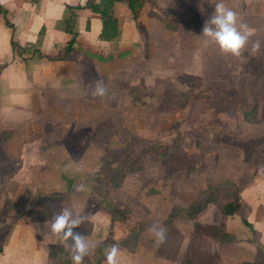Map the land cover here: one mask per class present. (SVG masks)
Returning a JSON list of instances; mask_svg holds the SVG:
<instances>
[{
    "label": "rangeland",
    "instance_id": "obj_1",
    "mask_svg": "<svg viewBox=\"0 0 264 264\" xmlns=\"http://www.w3.org/2000/svg\"><path fill=\"white\" fill-rule=\"evenodd\" d=\"M224 2L237 14L244 4ZM147 3L134 56L107 64L93 55L59 72L72 82L63 81L58 95L47 90L46 107L8 138L7 156L0 147V241L11 223L52 218L64 207L85 217L79 226L85 234L84 204L96 194L110 198V207L106 199L102 204L117 212L110 218L115 241L132 242L133 230L148 244L156 239L148 228L156 224L165 230L164 242H182L195 262L229 264V237L213 236L224 219L219 205L239 195L237 177L246 183L247 164L264 163V2L253 7L262 17L252 24L247 17L260 50L253 54L250 41L240 58L222 54L201 35L216 2L207 8L204 0ZM71 20L65 27L73 34ZM96 80L107 87L106 96L90 95ZM62 176L74 178L72 191ZM80 185L84 190L76 191ZM189 204L192 212L174 207L175 216L167 215ZM101 207L95 210L107 212ZM199 241L205 249L198 258Z\"/></svg>",
    "mask_w": 264,
    "mask_h": 264
},
{
    "label": "crops",
    "instance_id": "obj_2",
    "mask_svg": "<svg viewBox=\"0 0 264 264\" xmlns=\"http://www.w3.org/2000/svg\"><path fill=\"white\" fill-rule=\"evenodd\" d=\"M259 1L264 2L244 0L242 7H239L241 12L237 14L239 20L247 25V17L249 24H252L255 16L262 17L255 15L253 11ZM89 2L96 3L97 0H0V135L9 134L3 141L5 144L0 143V147L5 154L8 151L4 146L15 127H24V124L35 119L36 114L46 107L47 90L53 89L54 95L57 91L60 94L65 89L63 81L72 82L68 75L63 76L67 67L76 68V64L88 62L89 56L94 58L93 55L109 64L110 61L126 60L136 54L137 45L141 42L137 24L143 25L139 16L146 14L144 10L149 4L144 3L137 17L132 18L124 2H114L113 13L119 25V37L114 42L98 38L101 20L97 13L85 6ZM150 2L153 3L154 0ZM171 2L170 7H173L174 0ZM204 2L203 8H207L210 2L217 0ZM191 12L192 10L186 16H193ZM70 19L74 25L73 34L65 27ZM41 28L43 32L40 44L35 49L30 44H33ZM72 37L77 42L74 45L75 57L63 59V48ZM125 51H130V54L124 58H116L118 52ZM59 72L64 73L60 76ZM81 83V86L89 85L87 80H82ZM61 118L62 116H54L51 119ZM249 159L250 155L247 156L246 163ZM248 167H252V170L245 178L246 183L239 182L243 177L241 174L236 181L241 184L238 209L241 217L227 216L222 221L223 233L229 237L226 245L229 248V264H264V166L260 163L252 166L247 164L246 168ZM110 218L101 209L89 213L88 230L81 234L91 251L88 250L83 264H95L99 244L107 237L118 246V264H199L198 260L195 262L190 258L184 246L181 248L182 242L158 243L153 239L146 244L142 238L129 243L122 239L121 243L115 241L112 235L114 226ZM104 221L108 225L107 229ZM51 222L47 218L31 220L27 216L25 220L11 223L0 243V264H62L67 259L73 264L67 257L69 254L66 244L69 245V242L51 231ZM95 228L106 231V235L95 236ZM164 244L165 250L162 253ZM196 248V257L199 258V250L204 252L205 249L204 241L197 242Z\"/></svg>",
    "mask_w": 264,
    "mask_h": 264
},
{
    "label": "clouds",
    "instance_id": "obj_3",
    "mask_svg": "<svg viewBox=\"0 0 264 264\" xmlns=\"http://www.w3.org/2000/svg\"><path fill=\"white\" fill-rule=\"evenodd\" d=\"M254 34L255 31L240 21L237 13L227 6L224 0H217L214 11L205 21L201 33L207 41L214 43L222 54L237 58L242 57ZM260 47L259 40L251 41V52L253 54L258 52ZM107 91L105 84L100 80H96L90 90V95L104 97L107 95ZM75 190L83 191L84 187L80 185ZM51 220V231L64 241H71L69 247L73 264H83V260L88 254V245L84 240V235L80 232H73V229L84 223L85 217L75 213L71 208L64 207L59 212L53 213ZM148 232L156 238L158 243L165 241L166 234L162 226L153 224L148 228ZM117 254L118 246L114 243L105 252L106 264H118Z\"/></svg>",
    "mask_w": 264,
    "mask_h": 264
},
{
    "label": "trees",
    "instance_id": "obj_4",
    "mask_svg": "<svg viewBox=\"0 0 264 264\" xmlns=\"http://www.w3.org/2000/svg\"><path fill=\"white\" fill-rule=\"evenodd\" d=\"M115 1H120V2H124L127 11L130 13L132 18H136L138 15L139 10L141 9V7L144 5V3L150 1V0H97L96 3H91L89 2V4L85 5L86 7H88L91 11L97 13L100 17L101 20V30L98 34V38L101 40H107V41H117L118 37H119V25L117 22V17L115 16V14L113 13V4ZM78 8V6H77ZM140 29L143 30L142 27H140ZM43 32V28H41L37 34V37L35 39V41L33 42V44H30L31 47L34 46V48L36 49L38 47V45L40 44V40H41V35ZM76 41L75 38L72 37L70 38V40L67 42V44L65 45V47L63 48V54L61 56V58L63 59H69V58H74L75 57V51H74V45H76ZM12 45V42H11ZM130 54V51H125V52H118L116 54V58H124L126 56H128ZM89 58H92L89 56ZM9 136V134H1L0 135V143H2L7 137ZM264 166V163H263ZM63 181L65 182V189L70 192L72 191V185L74 183V178L72 177H65L62 176ZM238 190V188H236ZM240 192V189H239ZM90 193H94L92 192V190H90ZM91 195V202L90 200L87 199V201L85 202L84 206L87 209V217L89 215V213H91L92 211H95V208H98L100 206H102L101 208H104L106 211L107 209L104 207V205L102 203L101 200L105 199L108 201V203L106 204V206L108 205V207H110V198H102V197H98L93 194ZM90 204H94V205H90ZM240 206V195L237 194L232 197V199L223 202V204L221 203L219 205V212L220 215L225 218L227 216L232 215L233 213L237 212ZM175 207V208H174ZM89 208H91L89 210ZM181 209L184 210L185 213H189L193 211V209H195L194 204H189L186 209L179 207V206H173L171 209ZM173 209L168 211V216L169 217H174L175 215V210ZM110 212V213H109ZM107 211V213L110 215V217L112 218L113 216H115L117 214V212H111V211ZM47 219L51 220V217H47ZM169 220V219H168ZM52 221V220H51ZM10 227V225H9ZM8 227V228H9ZM85 228V232L88 230V223L86 221V223L83 226ZM7 228V230H8ZM223 228H224V223L222 222L220 225H218L217 227H215L212 232H213V236L215 238H220L222 233H223ZM6 230V231H7ZM74 232H82L80 230V228H74ZM211 232V230L209 231ZM131 236L133 237L132 241H135L137 239V233L131 231L130 232ZM5 235V234H4ZM3 235V237H4ZM1 243V241H0ZM114 244L113 240L110 237L105 238L100 244H99V248H98V254H97V259L95 261V264H106V259H105V252L107 249H109L112 245ZM62 264H71L70 260H64Z\"/></svg>",
    "mask_w": 264,
    "mask_h": 264
}]
</instances>
